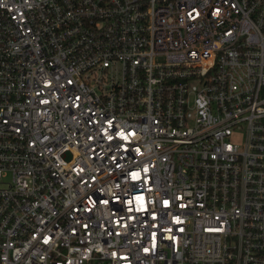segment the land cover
<instances>
[{"label": "built area", "instance_id": "obj_1", "mask_svg": "<svg viewBox=\"0 0 264 264\" xmlns=\"http://www.w3.org/2000/svg\"><path fill=\"white\" fill-rule=\"evenodd\" d=\"M0 264H264V0H0Z\"/></svg>", "mask_w": 264, "mask_h": 264}]
</instances>
